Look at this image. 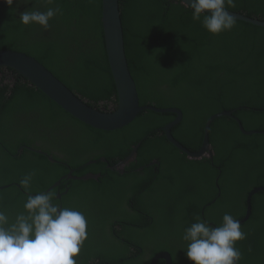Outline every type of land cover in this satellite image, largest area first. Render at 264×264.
I'll return each mask as SVG.
<instances>
[{"label":"trees","instance_id":"16d2710c","mask_svg":"<svg viewBox=\"0 0 264 264\" xmlns=\"http://www.w3.org/2000/svg\"><path fill=\"white\" fill-rule=\"evenodd\" d=\"M176 1H118L128 69L140 105L179 109L183 114L182 121L171 129V134L177 142L194 152L202 142L206 121L217 113L232 111L244 130L264 131V27L236 20L231 31L213 35L200 22L192 20L190 7ZM55 7L62 10V15L53 17L47 30L37 24L26 26L19 20L20 13L26 10L43 12ZM101 10L102 0H52V3L48 0H29V3L14 0L11 6L6 0H0V51L20 52L36 59L74 95H81L89 89L100 94L98 99H110L116 94L106 57ZM227 10L264 22V0H235V6ZM7 69L18 82L10 97L8 87L3 81L0 83V209L8 215L10 223L19 213L26 214L24 203L28 193L52 192L54 203L80 211L87 219V240L75 257L77 264H150L154 255L160 252L170 255L171 264H178V258L183 253L186 256L187 242L182 239L184 229L194 223L197 216L207 223L221 220L222 217L210 219L206 214L203 216L202 212L207 213L204 209L196 212L193 202L192 211L180 221L177 214L167 212L161 204L160 212L153 214L157 193L154 194L155 200L143 195V184L133 192L134 200L139 201L132 206V212L116 207L114 203L125 193L122 182L99 189L101 183L122 177L106 166L120 161H112L113 157L126 158L132 150L130 145L140 144L137 161L131 162L125 170L150 164L147 152L156 140L161 141L164 136L161 127L173 120L175 114L142 111L124 128L98 130L64 112L16 72ZM77 84L81 87L78 88ZM40 104L52 105L48 114L63 112L66 118L79 123L81 134L60 143L62 151H58V155L48 152L55 163L30 150H41L37 146L22 147L23 153L37 155V164H40L35 175L37 187H32L35 183L31 184V192H28L20 184L17 187L12 183L15 175H26L34 169L22 159L18 149L24 136L31 135L41 124L39 116L37 120L29 119L34 113L31 110L38 109ZM127 130L130 133L122 136ZM208 138L216 154H225L228 150L233 155L227 162L230 173L221 161L215 159L214 167L220 165L221 168L212 172L210 181L192 177L185 182L184 188L191 186V192L198 188L202 195H205L204 188H208L210 195L219 193L225 196L224 201L227 198L235 200L239 203L240 213L232 211L229 214L239 221L245 216L248 193L264 187V135H243L234 119L221 116L210 124ZM100 142L106 143V151H99ZM162 144L166 150L157 159L159 178L164 167H178L187 160L186 155L165 136ZM126 149H130L128 153H122ZM259 152L262 159L258 157ZM78 155L79 164L76 165ZM172 157L175 159L171 160ZM103 158L106 162H101ZM5 161H14L18 165L9 172ZM88 161L95 163L73 174L83 177L90 171L93 175L100 174L97 179L62 182L61 190L65 186L70 190L61 198L56 197L57 192L60 193L58 188L46 191L54 180H60L54 177V182H47V173L60 175L62 168L73 170ZM179 177L180 173L174 186L177 184L180 188ZM16 179L18 183L19 179ZM4 185L8 187L3 188ZM181 193L182 196L191 194L184 190ZM189 198L187 195L184 200ZM203 205L204 202H200L196 207ZM250 206L251 214L241 224L247 237L236 244L242 253L239 264H264V192L252 195ZM191 215L195 217L191 218ZM158 264H165L164 259ZM185 264L192 262L189 260Z\"/></svg>","mask_w":264,"mask_h":264},{"label":"flooded vegetation","instance_id":"af4514ba","mask_svg":"<svg viewBox=\"0 0 264 264\" xmlns=\"http://www.w3.org/2000/svg\"><path fill=\"white\" fill-rule=\"evenodd\" d=\"M176 3L183 5L179 0H177ZM124 50H125V48H124ZM7 71H8V69H5V68L0 69V83L3 81L4 85L8 87V90L10 91V93H8V95L10 97V95H12L11 91L14 90L15 85L18 82L16 81L15 77ZM133 82H134V80H133ZM134 84H135V82H134ZM77 87L78 88L81 87L80 84H77ZM99 89H100V87L98 89H96V91H98ZM135 89H136V85H135ZM93 91H95V90L87 89L85 91V93H82L81 95L77 94L76 96L79 99H81L86 105H88L91 108L96 109L99 112L111 114L117 110V108H118V98L116 97L117 95L111 97L110 99H98L97 97H99L100 94L96 93L97 96L94 97L96 94H94ZM136 92H137V90H136ZM115 94H116V90H115ZM23 95L24 94H21V96H23ZM258 102H259V99H258ZM27 103H29V101H27ZM48 104H50V103H48ZM139 105H140V103H139ZM17 106H21V105H17ZM143 106H145V105H143ZM51 109H52V105L46 106V105L40 104V107H38V109L36 107L35 109L31 110V111H34V113H32L30 115L29 119L37 120V116H39L38 119H41L42 121H41V124L39 126H37V128L31 133V135L28 133L24 136V140L21 144V148L18 149V153L21 155L22 159H24L27 162L28 166L34 167V169L31 170V172L34 171L36 173L35 175H37V168L40 165V164H37V161L39 159V158H37V155H39V154L31 155L28 153H23L22 147L24 148V147H27L28 145H31L34 147L37 146L38 147L37 149H41V150H39L40 152H43L46 150L47 152H49L51 154L55 153L56 155H58V151H62L61 146H59L60 143L68 142L69 140L73 139L74 137H79L81 134V132H80V126L81 125L79 123L73 122L71 119L66 118L65 113H63V112L62 113L60 112L59 115L48 114L51 111ZM145 111H149V110H145ZM224 112H226V111H224ZM228 112H232V111H228ZM140 113H138L137 116ZM182 117H183V114L181 112V119H180L179 123L182 121ZM135 118L131 122H133L135 120ZM176 118H177V116L173 120L163 124V126L161 127V129L164 130L165 138H167V134H166L167 126L172 124ZM230 118L235 120V122L238 125L239 131L243 135H246V136H252L255 134L264 135V131H255V130H249V131L245 130L246 132H250V133L244 134L240 129V126L242 127V129H244L243 126L241 125L240 121L236 117L233 116V112H232V117H230ZM254 122L255 121H253L251 123H254ZM162 123H163V120H162ZM179 123H177L176 125H178ZM126 126H123L121 128H124ZM175 126H173V127H175ZM173 127H171L169 129L170 134H171V129ZM204 127H205V125H204ZM121 128H119V129H121ZM116 130H118V129H116ZM87 131H88V129L86 128L85 132H87ZM126 133H130V130L124 131L122 136H124ZM155 134L156 133H154L153 135H155ZM171 136H172V134H171ZM163 137H161V141L156 140V142L153 143L152 148L147 152V157L150 160V164L147 163V164L138 165L137 167H129L128 170H125L126 166H128L131 162L136 160L137 149L140 145V144H137V145H133V146L130 145L132 150H131V152H129V155L126 158H124V159L122 158V160H121V159H116L113 157L112 161H118V160H120V161H118L117 163H115L113 165H107L106 166L109 170L115 171L116 173H118L122 176L118 180H116V179L107 180L108 182H103L99 186V189H100V188L105 187L107 184H113V183H119V182L123 183L122 186H124L123 191L125 193L122 194L117 200L114 201V203L116 204V207H119L123 210L124 209L130 210V212H132L133 211L132 206L134 204H136V202L139 201L137 198L134 200V197L132 196L133 192L138 186L143 184L142 185V194L143 195L150 196V197H152V199L155 200L154 194L157 193V197H156L157 205H155V211L153 212V214L160 212L159 204H161L163 207L166 208L167 212L171 211L172 213L177 214L179 217L178 219L180 221L181 217H187L188 214L192 211V202L194 204L193 210H196V212H200L203 209L206 210L207 213L202 212V214H203V216L206 214L207 217L210 219H218L221 217L223 218L224 214H226V213L229 214L232 211H234L236 213H240V209L238 207L239 203L238 202L235 203L234 202L235 200L230 199V198L229 199L227 198V200L224 201L223 199L225 196H223L222 194L217 193L215 195L213 193L212 195H210L209 189L204 188L203 192L205 195H202V193L198 191V188H196L193 192L190 191L191 186L184 188L185 182L189 181L188 179L192 178V177L197 178L201 181H203V180H209L210 181L211 178L209 176H212V174H213L212 172H215L216 170L219 171L221 168L220 165H218L217 167H214L215 166V159H217L218 161H221L224 164L226 170L230 173L227 162L229 160L228 157L230 156V158H233V155L228 150L226 151L225 154L224 153L216 154V151L214 150V148L210 144V142H209V150L206 151L205 154H203L200 158L189 157V155H187L186 153L179 150L181 153L186 155L187 160H183L180 164H178V167L168 164L169 165L168 168H165V167L163 168L164 172L162 173L161 178H159V174H158V170H157L158 169L157 159L161 156V154H164L165 150H166L162 144V138ZM172 138L176 141V139L173 136H172ZM167 140H168V138H167ZM208 141H209V138H208ZM202 144H203V139H202V142H201L199 148L195 152L190 151L188 149H186V150L190 154H196V153L200 152V150L202 148ZM180 145H182V144H180ZM98 148L100 149L99 150L100 152H103V151L107 150V145L105 142H100L98 145ZM129 150L130 149H126V151L122 152V153H128ZM131 153H134V159L131 161H127L129 156L131 155ZM258 154H259L258 155L259 159H262L263 156L261 155V152H259ZM66 157L69 159L73 158L72 155H66ZM175 157H172L171 160L175 159ZM79 158H80V155H78L75 159L76 165L79 164ZM47 159L50 160V159H52V157L47 156ZM101 160H104V158ZM188 160H192V161H194V163L190 164ZM123 161H127V162L121 166V163ZM207 161H209L210 164H206ZM5 162H6L7 170L9 172L13 171L15 169V167L18 165L14 161H5ZM103 162H106V160ZM94 163H95L94 161H88L86 163H83L81 165V167L75 168L73 170H68L66 168H62L60 175H58L57 173H47L45 176V180L47 182L53 181L52 179L54 177H59L60 180H54L55 182L53 181L54 183L46 191H50L51 189L58 188L57 191H60V193L57 192L56 197L61 198L62 196H65L70 190L69 187H66V186L64 187L63 190H61L62 182H64V181L69 182V180H72V177L85 180V179H94L95 178L94 176H98V175L100 176V174H97V175L90 174V173H92L90 171L85 172L87 174H85V176H83V177H76L73 174L74 171L80 170L81 168L84 171V168H86V167L88 168V165H91ZM42 166H43V164H42ZM148 166H151V167L155 166V167L153 169H149V168H147ZM43 169H44V167H43ZM146 169L148 172L154 171L156 174L153 175L152 173H147L145 171ZM179 173H180V177L178 179V183H180L182 185L180 188L178 187L177 184L174 186V183H175L176 178H177ZM18 176H19V174L15 175V177L13 179V183H12V184L17 185V187H19L18 184H20V181L24 178L25 175H22L19 177ZM86 176H88V178ZM16 177L19 179L18 183H17ZM36 177L37 176L33 177L31 184H33L37 181V180H35ZM95 179H97V177ZM73 181H76V180H73ZM217 181H218V179H216V183H217ZM200 183L203 184L202 182H200ZM6 187H8V186L4 185L3 188H6ZM32 187H37V183L33 184ZM182 190H184L185 193H191V194H187L191 199L189 198L188 200L185 201L184 198L187 197V195L182 196L179 194V193H181ZM10 193H13V192L10 191ZM28 194L29 195H36L35 193H33V194L28 193ZM247 197H248V195H247ZM247 197H246V200H247ZM95 198H97V197H95ZM246 200H245V202H246ZM200 202H204V205L201 208L197 209L196 206H198V204ZM246 210H247V205H246ZM250 211H251V207H250ZM218 213H221L222 216H216ZM250 214H251V212H250ZM245 215H246V212H245ZM193 217H195V216L191 215V218H193ZM222 218L220 221L213 220L215 222H212V223L209 222L208 224L212 227L220 226ZM146 250L147 251L149 250L148 246H146ZM160 253H166V252H160ZM157 254H159V253H157ZM166 254H168V253H166ZM114 257H116V255H114ZM152 259H151V261H152ZM160 260L161 259H159L156 264H158V262ZM164 261H166V260L164 259ZM187 262H189V260L187 259V257L183 253L180 256V258H178V264H185ZM106 264H114V263L108 262Z\"/></svg>","mask_w":264,"mask_h":264},{"label":"clouds","instance_id":"9594fccd","mask_svg":"<svg viewBox=\"0 0 264 264\" xmlns=\"http://www.w3.org/2000/svg\"><path fill=\"white\" fill-rule=\"evenodd\" d=\"M22 2L29 3V0ZM6 3L11 6L14 0H6ZM188 5L192 20L200 22L213 35L231 31L235 26L236 18L227 10L235 6V0H190ZM58 14L62 15L59 7L43 12L26 10L20 13L19 20L26 26L37 24L47 30L49 21ZM30 150L46 158L50 156L46 150ZM49 161L55 163L53 158ZM35 174L30 172L20 181L21 187L28 192H31ZM24 209L26 214L19 213L12 223L0 209V264H77L75 257L88 235L85 215L54 203L52 192L29 195ZM246 237L240 221L226 213L217 227L197 216L195 222L184 229L182 239L187 242L186 257L192 264H239L242 253L236 244Z\"/></svg>","mask_w":264,"mask_h":264},{"label":"water","instance_id":"95a60500","mask_svg":"<svg viewBox=\"0 0 264 264\" xmlns=\"http://www.w3.org/2000/svg\"><path fill=\"white\" fill-rule=\"evenodd\" d=\"M119 0H102L101 23L105 43L106 57L110 73L115 85L116 97L118 98V108L114 113L107 114L99 112L74 95L63 83L58 80L49 70H47L36 59L20 52L0 51V69L9 68L16 72L26 82L39 90L50 101L58 105L62 110L95 129L103 131H114L128 125L141 111L149 110L156 113H174L177 118L167 126V138L178 150L189 155V157L200 158L209 150L208 129L210 124L221 116L232 117V112L217 113L209 118L204 127L203 144L200 152L190 154L186 148L175 141L169 129L179 123L181 112L177 108H157L155 106H140L138 95L135 89L132 76L128 69L127 58L124 50L123 29L120 18ZM183 5L189 7L190 0H179ZM229 11V10H228ZM236 20L244 21L255 26L264 27V22L258 19L249 18L241 13L229 11ZM244 134L246 132L240 126ZM134 159L131 153L127 161ZM102 161H105L102 160ZM127 161H123L121 166ZM99 176V175H98ZM98 176H94L95 178ZM88 178V176H86ZM93 177V178H94ZM94 178V179H95ZM77 180L78 178H73ZM264 192V187L252 189L247 197L246 215L240 220V224L245 223L250 216V199L257 192ZM159 259H165V264H171L170 256L166 253L156 254L151 264H156Z\"/></svg>","mask_w":264,"mask_h":264}]
</instances>
